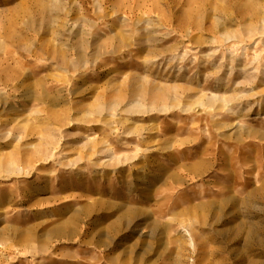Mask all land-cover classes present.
Returning <instances> with one entry per match:
<instances>
[{"label": "rangeland", "instance_id": "rangeland-1", "mask_svg": "<svg viewBox=\"0 0 264 264\" xmlns=\"http://www.w3.org/2000/svg\"><path fill=\"white\" fill-rule=\"evenodd\" d=\"M0 264H264V0H0Z\"/></svg>", "mask_w": 264, "mask_h": 264}, {"label": "bare ground", "instance_id": "bare-ground-1", "mask_svg": "<svg viewBox=\"0 0 264 264\" xmlns=\"http://www.w3.org/2000/svg\"><path fill=\"white\" fill-rule=\"evenodd\" d=\"M113 104H114V103H113ZM114 105H115V104H114ZM114 105H113V106H114ZM115 106H116V105H115ZM101 107H102V106H101ZM139 107L141 108V106H139ZM100 110H101V109H100ZM138 110H141V109H138ZM7 169H8L9 171H14V172L16 171V168H15L14 166H12V165H9V167H8ZM14 172H13V173H14ZM17 172H18V171H17ZM15 175H16V174H15ZM186 234H187V233H186ZM189 241H190L191 245H194V244H192V239H191V238H190Z\"/></svg>", "mask_w": 264, "mask_h": 264}]
</instances>
